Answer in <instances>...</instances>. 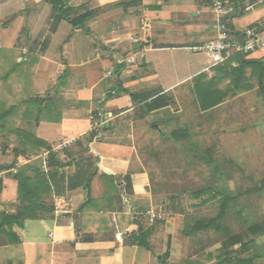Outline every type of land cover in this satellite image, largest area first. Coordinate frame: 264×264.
I'll list each match as a JSON object with an SVG mask.
<instances>
[{"label":"crops","instance_id":"0c3cea01","mask_svg":"<svg viewBox=\"0 0 264 264\" xmlns=\"http://www.w3.org/2000/svg\"><path fill=\"white\" fill-rule=\"evenodd\" d=\"M226 2L234 38L264 31V0ZM215 17L209 0H0V222L15 218L0 264H264L253 259L264 235L249 229L262 223L219 240L178 217L144 225L134 216L165 198L141 155L156 136L143 121L173 111L182 89L258 84L260 67L241 63L264 66V48L214 74L192 50L216 35ZM132 37L145 40V57L119 65ZM157 97L168 106L147 113Z\"/></svg>","mask_w":264,"mask_h":264},{"label":"rangeland","instance_id":"374dc122","mask_svg":"<svg viewBox=\"0 0 264 264\" xmlns=\"http://www.w3.org/2000/svg\"><path fill=\"white\" fill-rule=\"evenodd\" d=\"M226 86L182 89L173 111L143 121L156 136L151 150L141 154L152 189L165 197L154 203L167 205L169 218L178 217L189 229L216 218L225 197L236 198L221 221L219 240L225 230L237 234L264 224V94L257 82ZM181 129L191 136L175 145L167 135ZM47 206L54 209L55 202Z\"/></svg>","mask_w":264,"mask_h":264},{"label":"built area","instance_id":"2783aa9c","mask_svg":"<svg viewBox=\"0 0 264 264\" xmlns=\"http://www.w3.org/2000/svg\"><path fill=\"white\" fill-rule=\"evenodd\" d=\"M209 5L216 16V35L204 45L192 48L195 53L204 54L209 58L210 64L206 69L207 72L214 74L213 70L230 62L234 55L247 57L264 48V31L256 29L247 31L241 39H236L232 36L228 21L225 20L227 16L226 0H209ZM130 41L132 48L127 54L118 58L119 65L131 67L145 57V50L143 48L145 40L132 37ZM106 77L108 79L114 78V71H109ZM47 158L45 155V168L47 166ZM57 205L58 209L62 210L64 208L62 204ZM171 214L172 211L165 204L151 205L140 213L134 211L136 222H144L147 225L166 221Z\"/></svg>","mask_w":264,"mask_h":264},{"label":"trees","instance_id":"16d2710c","mask_svg":"<svg viewBox=\"0 0 264 264\" xmlns=\"http://www.w3.org/2000/svg\"><path fill=\"white\" fill-rule=\"evenodd\" d=\"M56 10H59V12L61 13L62 17H64L66 20H68L69 22H71L74 26H81L83 25V22L84 20L86 19L85 16H81V17H78L76 19H72L71 18V15L74 11L73 8H70V9H66L65 6H62V7H55ZM257 65L260 67V74H259V77H258V86H259V90L264 94V66L261 65L259 62L257 61H245V59H243L241 65L242 66H245V65ZM164 99L161 98V97H157L151 105L149 106H146V109H147V113L150 112L151 110H156V109H159V108H163V107H166L168 106L167 103H162ZM191 136V132L188 130V129H181V130H177V131H174L172 134H170L168 136V138L170 140H172L173 142L177 143L179 141H187ZM101 139V129H96L95 132H93V135H92V141L93 142H97ZM21 174L17 175V179H19ZM89 181H85V183H87ZM84 183V184H85ZM78 184V183H77ZM74 184V187L80 185V184ZM236 200V198L234 197H225L224 200H223V203L221 204V211L219 213V215L216 217V218H212V219H209L207 221H202V222H198V224H196L193 228L194 231H199V230H207V229H210V228H213L215 230H217L218 232H221L223 231V227L221 225V221H223L224 217H225V214L228 210V207L230 205V202H234ZM45 204V207L49 210H51L52 208H50L49 206ZM43 204V205H44ZM17 220V219H16ZM13 222H15V218L13 217H6V216H2V220L0 222V247L1 246H4L6 245V241L2 238V234H4V228L6 225H11L13 224ZM253 233H257L259 232L260 230V234L261 235H264V224L263 226H259V225H254L252 227L249 228ZM225 233L228 234V232L225 230ZM240 237L241 236H236V237H232L231 238V241L233 240V243H238L240 241ZM261 250L262 254L261 253H257L255 251V254H254V257L253 259L255 258H259V256H264V247L263 248H259L257 249V251ZM168 256V254H166V257ZM252 259V260H253Z\"/></svg>","mask_w":264,"mask_h":264}]
</instances>
